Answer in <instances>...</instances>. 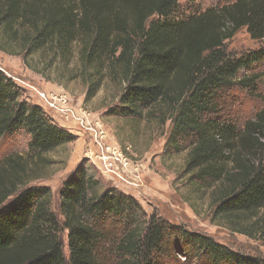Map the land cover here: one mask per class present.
Masks as SVG:
<instances>
[{"label": "trees", "instance_id": "obj_1", "mask_svg": "<svg viewBox=\"0 0 264 264\" xmlns=\"http://www.w3.org/2000/svg\"><path fill=\"white\" fill-rule=\"evenodd\" d=\"M180 1L0 0V30L26 56L53 50L61 57L79 43L85 69L105 63L114 76L120 70L125 87L110 115L137 119L159 106L171 124L168 147L188 144L187 175L194 173L199 188L225 183L217 207L225 216L261 212L264 239V107L239 128L226 121L222 101L238 88L262 97L255 95L259 75H239L264 63V0H214L186 19L179 18ZM244 29L260 47L232 56L227 44ZM90 76L87 98L99 86V75ZM22 131L31 137L32 158L75 140L23 100L22 90L0 70V139ZM87 171L81 167L64 186L56 215L47 189L23 191L6 204L27 174L16 156L3 160L0 264H64L55 236L62 229L69 233L68 264H103L95 250L109 242L121 264H165L178 252L198 264H260L166 220L152 219L142 233L132 230L142 214L139 203L114 188L101 194ZM120 222L128 229L108 241L111 223Z\"/></svg>", "mask_w": 264, "mask_h": 264}, {"label": "rangeland", "instance_id": "obj_2", "mask_svg": "<svg viewBox=\"0 0 264 264\" xmlns=\"http://www.w3.org/2000/svg\"><path fill=\"white\" fill-rule=\"evenodd\" d=\"M214 5V0H181L179 18L186 19L203 13ZM259 47L245 29L227 44L228 52L236 57ZM109 68V64L104 63L85 69L80 58L79 43H74L61 57L55 56L53 50L26 56L22 45L8 43L0 30V70L22 90L23 100L39 106L54 124L75 137L74 142L39 158L29 156L31 137L25 131L0 139V166L7 156H16V161L27 174L26 182L17 188L15 196L6 204H11L23 191L47 189L50 192V210L58 215L62 189L83 167L88 169L87 173L93 176V181L99 183L101 194L114 188L139 203L142 214L130 226L132 230L142 233L152 219L166 220L189 232L212 238L229 250L264 264V239L259 224L261 212L225 216L218 211L225 183H208L199 188L191 179L194 173L187 175L188 144L179 148L168 147L171 124L166 121V115L160 114L163 110H159V106L144 112L137 119L110 115V109L120 104L125 86L121 71L114 76ZM91 73L99 75V86L95 96L87 98ZM252 74L259 75L255 95L260 94L261 98L252 97L241 88L222 97L226 121L239 128L254 119L264 107V63L253 66L249 72H241L239 79ZM42 93L55 96L67 94L76 105L83 106L90 120L99 123L97 125L105 132L106 150L123 153L126 157V160H121L125 167L116 163L109 168H113L112 172L108 170L100 159L103 150L95 143L93 133L84 130L78 122L65 118L64 121L48 108L41 98ZM126 229L128 225L121 222L111 223L105 237L108 241L115 239L119 231ZM68 235L64 229L55 235L64 264H68L70 258ZM112 245L109 242L96 247L98 263L103 259V264H121L115 259V247ZM185 256L182 252L174 253L165 260V264H198L186 262Z\"/></svg>", "mask_w": 264, "mask_h": 264}, {"label": "built area", "instance_id": "obj_3", "mask_svg": "<svg viewBox=\"0 0 264 264\" xmlns=\"http://www.w3.org/2000/svg\"><path fill=\"white\" fill-rule=\"evenodd\" d=\"M41 98L45 101L48 108L56 112L57 115H59L62 119L65 118L75 123L78 122L82 125L84 130H89V132L93 133L95 143L103 150L102 156L100 155V159L107 165L106 168L108 170L112 172L113 168H109L111 166L113 167V164L116 165V163L122 165V167H125V164H123L122 161L126 160V157H124L123 153L113 151L110 153L109 149L106 150L104 143L105 132H103L97 125L99 123L90 120V116L88 115L87 111L84 110L83 106L76 105L74 103V99L70 95L61 94L55 96L42 93Z\"/></svg>", "mask_w": 264, "mask_h": 264}]
</instances>
